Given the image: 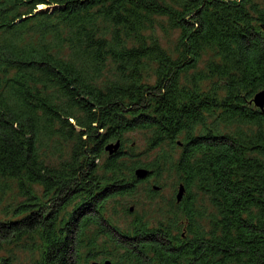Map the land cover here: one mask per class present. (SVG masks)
I'll return each instance as SVG.
<instances>
[{
  "label": "trees",
  "instance_id": "1",
  "mask_svg": "<svg viewBox=\"0 0 264 264\" xmlns=\"http://www.w3.org/2000/svg\"><path fill=\"white\" fill-rule=\"evenodd\" d=\"M263 90L264 0H0V264H264ZM138 168L187 196L122 230Z\"/></svg>",
  "mask_w": 264,
  "mask_h": 264
},
{
  "label": "rangeland",
  "instance_id": "2",
  "mask_svg": "<svg viewBox=\"0 0 264 264\" xmlns=\"http://www.w3.org/2000/svg\"><path fill=\"white\" fill-rule=\"evenodd\" d=\"M156 35L159 37L160 42L163 46H169L170 42L174 40L177 33H166V36L159 30H155ZM127 142L123 145L124 151L131 152L134 151L139 154V157L134 159H141L140 161L150 162L153 160L156 151H148L145 144V137L141 133L133 132L126 135ZM120 148L122 145L120 144ZM168 149V148H167ZM180 151L177 149L174 151V156L178 157ZM136 170V169H135ZM134 170V171H135ZM150 176H147L144 180L137 181L135 187V193L133 195L127 196L124 199H115L106 204L111 211H109L108 217L119 226L120 229L126 230L131 224V218L134 214L140 215V217L146 219L147 222L151 224L155 220L159 219L157 207L167 206L170 202L175 200L177 194V189L179 183L177 182V177L171 172H166L159 180V184H155ZM157 188V189H154ZM36 193L40 194V189L35 187ZM189 198H193V203L195 206H202L204 211H210V206L207 201V197L198 193L196 190L192 189L189 191ZM187 196V192L184 193L183 197ZM13 195H9L7 198H3L1 201L0 209L3 208ZM117 200L116 212L114 211L115 201ZM44 207L48 210L47 204ZM127 208H132L130 214H126L125 210ZM46 211V210H45ZM44 211V212H45ZM48 214V213H47ZM9 247V246H8ZM17 261L14 264H32L28 254L16 253Z\"/></svg>",
  "mask_w": 264,
  "mask_h": 264
},
{
  "label": "water",
  "instance_id": "3",
  "mask_svg": "<svg viewBox=\"0 0 264 264\" xmlns=\"http://www.w3.org/2000/svg\"><path fill=\"white\" fill-rule=\"evenodd\" d=\"M251 103L255 108H257L259 111L264 112V90L256 93L254 97L252 98ZM120 149V142L117 141L112 144H108L105 147V152L111 156L115 154ZM147 176H149V171L143 168H138L134 171V177L137 181L144 180ZM157 189V188H154ZM185 193V188L183 184L178 185L177 194L175 196L176 203H180ZM132 212V208L129 210ZM96 264V263H95ZM105 264H109V262H106Z\"/></svg>",
  "mask_w": 264,
  "mask_h": 264
},
{
  "label": "bare ground",
  "instance_id": "4",
  "mask_svg": "<svg viewBox=\"0 0 264 264\" xmlns=\"http://www.w3.org/2000/svg\"><path fill=\"white\" fill-rule=\"evenodd\" d=\"M43 6H39V9H41Z\"/></svg>",
  "mask_w": 264,
  "mask_h": 264
}]
</instances>
